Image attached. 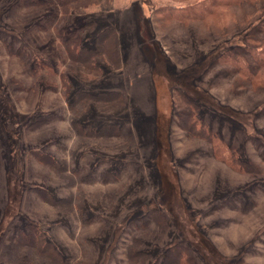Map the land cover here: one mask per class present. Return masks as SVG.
<instances>
[{
  "label": "rangeland",
  "instance_id": "1",
  "mask_svg": "<svg viewBox=\"0 0 264 264\" xmlns=\"http://www.w3.org/2000/svg\"><path fill=\"white\" fill-rule=\"evenodd\" d=\"M253 49L264 0H0V264H50L43 237L66 264H264Z\"/></svg>",
  "mask_w": 264,
  "mask_h": 264
},
{
  "label": "trees",
  "instance_id": "2",
  "mask_svg": "<svg viewBox=\"0 0 264 264\" xmlns=\"http://www.w3.org/2000/svg\"><path fill=\"white\" fill-rule=\"evenodd\" d=\"M54 1V0H53ZM56 2H58V4L64 9V6L68 3H72L73 0H55ZM215 2L216 1H219V2H222V4H224L225 6L226 5H234V4H237L239 2H241L242 0H214ZM41 2H43V0H21V3L23 4H36V5H39ZM172 8L175 9L174 6H171ZM66 8V7H65ZM74 35V32L71 33ZM114 28L112 27H106L103 31H102V35L98 36V40L102 43L103 40L105 41L106 39L109 40L108 42L106 41L105 43L107 44H111L109 43L110 41L113 42V39L115 38L114 35ZM109 36V37H108ZM107 37V38H106ZM68 40V39H67ZM98 41V42H99ZM109 47V46H108ZM261 48V47H259ZM89 51L87 52V55L90 56L92 55V52L91 49H88ZM98 51V50H97ZM257 50L253 49L252 51H249L247 52V57H249L248 61L246 60V62L242 61V63L244 64V66L246 67V70H248V73H250L252 70H253V67H251L250 65L251 64H254V65H257V66H263L264 65V58L261 59V55L262 53H258L256 52ZM263 56V55H262ZM251 59V60H250ZM92 96L91 93H87V92H77L74 94V96L72 97L74 100H77L79 98H83V97H89ZM109 96V93H103V92H100V93H96L95 94V97L96 98H99L101 96ZM188 113L187 114H184L182 113V121H185V120H188L187 122L191 125V123H194L195 126L198 127V133H204L207 137L209 136L210 134V128L209 127H204L202 126L200 120H199V116H198V111H197V106L195 103L191 102L190 101V106L188 105ZM71 124V130L72 131H75L77 134H87L89 136H100V135H103V133H105L106 129L108 128L107 125H103L101 127H98L96 129H90L88 127L87 124H81L80 122L78 121H71L70 122ZM233 147V146H232ZM232 152L233 148H231ZM235 153V152H234ZM39 157L41 159H44L46 160L48 163H51L52 166L56 167V170L57 171H60V168L63 169V170H68L67 169V164L65 162H62V163H58L56 161H54L50 156H48L47 154H43V153H40L38 154ZM229 158H230V154H229ZM228 163L229 160L227 159ZM233 163V167H237L239 164H241V166H244V167H247V164H248V160H245V159H240L239 161L236 160V161H233L230 163V165ZM236 165V166H235ZM232 166V165H231ZM71 171V170H70ZM69 171V173H71ZM73 175V171L71 173ZM73 177V176H72ZM70 193H67L65 196H62L61 198L59 199H54L53 197H51L49 200L54 203V204H57V203H63V201H65L67 198H70ZM30 230V229H29ZM28 232V231H27ZM29 233V232H28ZM27 235V233H25L23 235V237H25ZM30 240L33 241V238H29ZM32 245L37 248L38 250H41L44 255L48 256V258L50 259V264H66L65 263V259L63 256H61L57 249L51 244V242L46 239L45 237L43 238H38L37 241L36 239H34V242H32ZM175 250V248H174ZM172 250V251H174ZM134 251V250H133ZM131 253V251H130ZM134 253H136V251H134ZM174 252H172V258L174 256L175 258V255H176V252L173 254Z\"/></svg>",
  "mask_w": 264,
  "mask_h": 264
}]
</instances>
